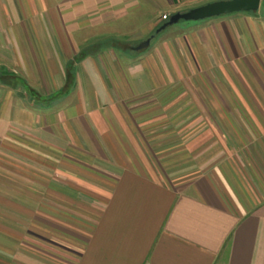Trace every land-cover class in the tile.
Returning <instances> with one entry per match:
<instances>
[{
	"label": "crops",
	"instance_id": "obj_1",
	"mask_svg": "<svg viewBox=\"0 0 264 264\" xmlns=\"http://www.w3.org/2000/svg\"><path fill=\"white\" fill-rule=\"evenodd\" d=\"M24 1L20 29L0 13V264H264V10L154 49L205 0Z\"/></svg>",
	"mask_w": 264,
	"mask_h": 264
},
{
	"label": "rangeland",
	"instance_id": "obj_2",
	"mask_svg": "<svg viewBox=\"0 0 264 264\" xmlns=\"http://www.w3.org/2000/svg\"><path fill=\"white\" fill-rule=\"evenodd\" d=\"M14 2L15 3V5H13V4H11V2ZM218 1H222V0H205V1H203V2H201L200 4H195L194 6H192V7H190V8H187V7H182V8H180L181 9V11L182 12H187V11H189V10H191V9H195V8H198V7H201V6H204V5H207V4H210V3H214V2H218ZM10 2V3H9ZM22 2L23 3H25V1L24 0H22ZM12 6H11V5ZM260 8H262V10H264V4L262 5V7H260ZM1 10L3 11V13L4 14H6V15H8L9 16V19H10V25H11V27L12 28H14L15 30H18V27H19V29H20V27H21V24L18 22V15H17V13H19V14H21L19 11L21 10V7L19 6V3H18V0H0V13H2L1 12ZM16 11H18L17 13H16ZM256 13V12H255ZM235 14H239V13H235ZM240 14H251V13H240ZM252 14H254V13H252ZM167 16L168 17V19L171 17V15H169V14H167V13H165V14H162V15H160V17L161 18H163L164 16ZM169 15V16H168ZM228 16H230V15H228ZM218 18V17H217ZM221 18V17H220ZM222 18H225V16H223ZM160 19V18H159ZM209 20H212V19H207V20H203V21H185V20H181L178 24H176V25H174V27H172L171 29H168L166 32H169V33H167V34H165V38H164V36H158V37H156L155 38V40H153V45H155L154 46V49L156 48V47H158L157 45H158V43H159V41L160 40H165V39H169V36H171V38L173 37H181V36H185V35H187L188 33H190V32H192V30L194 29H187V28H190V27H193L194 25H202V24H207L206 22H209ZM223 20H227V19H223ZM168 21V20H167ZM163 22H166V20H163ZM162 22V23H163ZM209 24V23H208ZM203 26V25H202ZM198 28V27H197ZM168 34H170V35H168ZM162 38H164V39H162ZM157 40H158V42H157ZM185 39H182L181 41L183 42ZM143 41V40H142ZM12 42H13V40H12ZM155 42H157V43H155ZM215 42V41H214ZM100 43H102L101 41H98V42H96L95 44H98V45H95V47L96 48H99V46H100ZM105 43V42H104ZM103 43V45H101V46H104L105 44ZM118 43H120V42H118ZM141 42H131V41H127V40H125V41H123V42H121L120 44L122 45L123 44V46H122V48L123 49H125V50H127V51H130V49L132 48V47H137L139 44H140ZM216 44H213V45H219L217 42H215ZM120 45H118V47H119ZM94 47V46H93ZM95 48H91V51L92 50H94ZM200 57V56H199ZM203 58H204V60L203 61H205V58H206V56H202ZM212 60L214 61V62H221V61H223V60H225V56L224 55H218V56H213L212 57ZM202 62V61H201ZM3 73H5L4 75H3ZM216 72L215 71H209V76H205V75H203V78L205 77V79H209V78H215V76H216V74H215ZM221 73V72H220ZM14 74V75H13ZM13 74H11L10 72H8L7 70H4V69H2V68H0V80L1 81H5V82H7V81H9V80H11V79H13L15 76H16V74L15 73H13ZM19 74V73H18ZM215 74V75H214ZM18 76V75H17ZM225 77V76H224ZM17 78H19V77H17ZM17 78H14V79H17ZM198 86H201V85H198ZM176 89V88H175ZM188 89H191V92L193 93V94H195L196 92H198V95H201V96H205V97H209L211 94H212V90L213 91H215V94L214 95H217V94H219V95H222V94H224V93H222V91H221V88H219V93L215 90V88H209V87H206V86H204L203 84H202V86L201 87H194L193 89L192 88H188ZM172 93H174V88H172ZM195 91V92H194ZM222 93V94H221ZM204 100H207V99H204ZM202 104V103H201ZM203 107V106H202ZM203 109H205V108H203Z\"/></svg>",
	"mask_w": 264,
	"mask_h": 264
},
{
	"label": "water",
	"instance_id": "obj_3",
	"mask_svg": "<svg viewBox=\"0 0 264 264\" xmlns=\"http://www.w3.org/2000/svg\"><path fill=\"white\" fill-rule=\"evenodd\" d=\"M260 7L261 0H222L210 3L191 9L187 12L177 13L171 16L168 22L156 30V34H159L167 28L178 24L181 20L203 21L235 13H255L259 11ZM154 37L155 35L140 43L133 49L137 52L147 49Z\"/></svg>",
	"mask_w": 264,
	"mask_h": 264
},
{
	"label": "trees",
	"instance_id": "obj_4",
	"mask_svg": "<svg viewBox=\"0 0 264 264\" xmlns=\"http://www.w3.org/2000/svg\"><path fill=\"white\" fill-rule=\"evenodd\" d=\"M168 21H169V19H168ZM168 21H166V22H168ZM90 51H91L90 48H87L86 50L82 51L81 54L76 58V61H80L83 58H85L88 55H90L91 54Z\"/></svg>",
	"mask_w": 264,
	"mask_h": 264
},
{
	"label": "built area",
	"instance_id": "obj_5",
	"mask_svg": "<svg viewBox=\"0 0 264 264\" xmlns=\"http://www.w3.org/2000/svg\"><path fill=\"white\" fill-rule=\"evenodd\" d=\"M163 20H166L167 21L168 20V17L167 16H164L163 17Z\"/></svg>",
	"mask_w": 264,
	"mask_h": 264
}]
</instances>
